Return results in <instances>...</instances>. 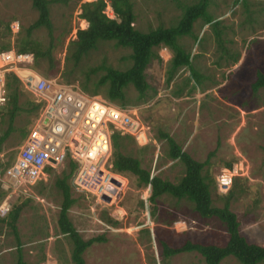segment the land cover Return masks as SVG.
<instances>
[{
    "label": "rangeland",
    "instance_id": "rangeland-1",
    "mask_svg": "<svg viewBox=\"0 0 264 264\" xmlns=\"http://www.w3.org/2000/svg\"><path fill=\"white\" fill-rule=\"evenodd\" d=\"M131 1L135 14L133 25L140 31L173 25L181 14L180 7L193 2ZM80 3V0H67L50 4L55 66L50 70L46 60H40L36 71L41 75L60 76L68 41L75 38L77 29L87 26L76 17ZM207 11L218 21L217 25L204 24L198 19L193 24L192 36L179 39L191 54L198 81L189 67H182L166 84L171 52L162 47L156 50L162 61L151 59L145 68L149 85L146 98L136 102V90L131 85L125 89L129 99L126 106L137 107V115L146 125L148 134L144 145L139 146L133 138L125 152L137 157L150 175L171 182L181 177L184 167L178 160L167 157L168 145L160 138L161 132L172 136L194 160L204 161L209 157L205 168L214 180L219 169L225 167L224 161L233 159L231 165L241 164V176H237L241 186L231 198L229 208L235 213L239 231L246 240L264 245V88L255 93L250 88L256 71L264 73V0H210ZM103 13L114 17L107 0ZM36 17L37 11L29 0H0V45L13 47L16 40L29 37L46 47L49 38L45 28L28 32ZM14 24L17 31L12 30ZM129 53V49L116 46L113 41H99L97 48L82 58L80 68L104 63L123 70L130 65ZM21 93V101L32 98L22 90ZM34 117L35 113L25 112L16 116V130L2 144L0 164L3 167L10 164L23 142L19 129L27 132ZM4 128L5 124H0V135ZM61 169L63 167L50 169L45 172L47 176L33 186L4 194L0 200L7 197L9 202L8 211L0 215V264H14L18 245L28 264H70L71 243L58 232L56 222L61 196L53 184ZM118 175L123 180L120 179L123 195L119 204L123 210L119 219L111 216L113 207L98 205L90 196L71 188L77 200L68 215L81 237H104V241L94 242L84 251V264H204L196 252L164 257L160 242L172 248L186 240L216 245L226 242L228 234L224 225L214 217L198 216L192 204L184 199L175 201L162 195L157 199L156 210L150 214V186L136 188L132 175ZM69 182L71 185V180ZM220 195L216 186L211 189L214 206H222ZM25 201L15 223L16 232H13L8 214L14 205ZM103 212L117 224L107 223ZM219 264L240 263L228 256Z\"/></svg>",
    "mask_w": 264,
    "mask_h": 264
},
{
    "label": "trees",
    "instance_id": "trees-1",
    "mask_svg": "<svg viewBox=\"0 0 264 264\" xmlns=\"http://www.w3.org/2000/svg\"><path fill=\"white\" fill-rule=\"evenodd\" d=\"M29 1L37 11V17L28 27V32L45 28L49 38L48 45L42 47L38 41L26 37L16 40L13 47L9 44H1L0 51L13 48L19 53L30 52L34 57L35 69H37L38 63L42 59L48 63V69H54V58L52 56L54 46L52 44L53 28L49 6L55 2H65L67 0ZM107 1L114 14L113 18H109L103 13L105 0H94L79 4L78 18L85 20L87 26L84 29H77L75 38L69 40L66 45L64 63L59 76L63 82L77 84L83 92L93 95L99 94L105 100L119 106L129 104L125 89L131 85L137 92L136 102L143 101L149 89L145 78V68L151 59L162 61L156 51L162 47L171 52L165 73L166 84L172 80L174 74L182 67H189L192 75L198 81L199 75L191 64V54L180 44L179 39L192 36L193 24L198 19H201L204 24L217 25L218 21L207 11L210 0H193L190 4L182 5L180 7L181 14L175 21L176 23L168 27L157 26L148 31H140L134 28L135 14L131 0ZM218 34L215 31L217 37H219ZM194 38L196 37L194 36ZM99 41H113L116 46L129 49L130 65L123 70L104 63L81 69L80 62L82 58L95 50ZM99 71H102V73L98 74ZM250 88L252 93L264 88V73L262 71H256L255 79L251 82ZM21 95L17 78L13 74L7 75L5 103L0 106V124H5V128L0 135V152H2L4 141L16 130L14 126L16 116L20 112L36 114L38 110V105L34 103L32 98L26 97L21 101ZM19 133L21 138L26 135L23 128L19 129ZM160 138L164 139L168 145L167 157L170 160H178L184 167L183 174L176 182L162 179L158 175L151 176L150 171L141 166V162L137 157L125 152L127 143L133 138L128 135H121L118 132H113L111 135V170L124 176L126 174L132 175L136 188L150 186L148 197L150 214H153L156 210L157 199L162 195H168L174 198L175 201L184 199L192 204V210L198 216L218 219L224 225L228 234V238L223 245L203 244L186 240L181 246L172 248L164 242H160L162 255L170 257L182 252H196L203 258L204 264H219L222 259L228 256L235 258L240 264H258L264 261V245H257L246 240L239 231V222L235 213L229 208L231 198L235 197L237 189H240L239 178L234 177L228 191L220 195V198L223 199L222 206H214L212 204L211 189H215L216 182L208 168H205L209 164V157L204 161L194 160L181 149L168 133L161 132ZM262 150L264 159V147ZM212 154L213 152L210 153V155ZM232 161L233 159L224 161L222 165L231 167ZM8 165L3 167L0 164V174ZM74 167V164L68 161L61 169L60 174L54 179V188L61 196L56 222L58 232L66 236L71 243L70 264H84V251L94 242L104 241V237L97 235L83 239L69 218V210L77 200L72 196L69 182ZM4 194L0 190V200ZM25 203L26 201L14 205L8 214L10 217L9 227L13 232H16L15 223ZM103 214L107 223L117 224L105 212ZM17 254L14 264H28L22 257L19 245L17 246Z\"/></svg>",
    "mask_w": 264,
    "mask_h": 264
},
{
    "label": "built area",
    "instance_id": "built-area-1",
    "mask_svg": "<svg viewBox=\"0 0 264 264\" xmlns=\"http://www.w3.org/2000/svg\"><path fill=\"white\" fill-rule=\"evenodd\" d=\"M12 30L17 31V24ZM9 74L32 97L38 112L14 159L0 174V189L5 195L19 192L45 178L50 169L71 161L75 166L71 188L90 196L98 205L113 207L111 216L119 219L123 180L111 171V135L118 132L134 138L139 146L146 143L147 127L138 117L137 107L118 106L99 94L83 92L77 84L63 82L59 76L45 77L34 68L32 53H19L13 48L0 51V106L5 103ZM241 170L238 163L220 168L215 177L217 192L225 194L232 179L241 176ZM7 201L5 197L0 202V215L8 211Z\"/></svg>",
    "mask_w": 264,
    "mask_h": 264
},
{
    "label": "bare ground",
    "instance_id": "bare-ground-1",
    "mask_svg": "<svg viewBox=\"0 0 264 264\" xmlns=\"http://www.w3.org/2000/svg\"><path fill=\"white\" fill-rule=\"evenodd\" d=\"M81 20V19H80ZM83 22H84V24H85V26L87 25V23L84 21V20H82ZM14 192V191H13Z\"/></svg>",
    "mask_w": 264,
    "mask_h": 264
},
{
    "label": "crops",
    "instance_id": "crops-1",
    "mask_svg": "<svg viewBox=\"0 0 264 264\" xmlns=\"http://www.w3.org/2000/svg\"><path fill=\"white\" fill-rule=\"evenodd\" d=\"M78 20H80V18L78 19ZM82 20V19H81ZM85 21V20H84ZM37 112H38V110H37ZM37 112H36V114H37ZM36 114H35V117H36Z\"/></svg>",
    "mask_w": 264,
    "mask_h": 264
}]
</instances>
